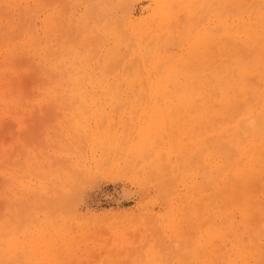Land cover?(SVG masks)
Listing matches in <instances>:
<instances>
[{
	"label": "rangeland",
	"instance_id": "1",
	"mask_svg": "<svg viewBox=\"0 0 264 264\" xmlns=\"http://www.w3.org/2000/svg\"><path fill=\"white\" fill-rule=\"evenodd\" d=\"M219 5L0 0V264H264V235L246 236L238 212L217 246L246 253L203 252L206 212L217 225L245 193L252 224L264 213L261 171L243 185L216 169L258 132L264 78L235 79L228 55L252 68L264 34L224 49ZM225 78L227 105L186 102L218 97Z\"/></svg>",
	"mask_w": 264,
	"mask_h": 264
},
{
	"label": "bare ground",
	"instance_id": "2",
	"mask_svg": "<svg viewBox=\"0 0 264 264\" xmlns=\"http://www.w3.org/2000/svg\"><path fill=\"white\" fill-rule=\"evenodd\" d=\"M218 15H219L218 26H219V29L221 31L222 45H223L224 49L230 45L232 46L234 44H237V41L235 40V37L237 35H243L244 41H241V44L244 43L245 45H248V44H254V42L258 39L255 36L256 33L264 34V0H220L219 14ZM206 33H207V31H206ZM258 36H260V35H258ZM255 59L257 60V62H254V61L251 62L252 68H247V67H245V65H248L247 62L241 63V61L238 60V58H236L235 56L228 55V60L230 62V66H233L237 72L235 79L249 77L251 74H257L259 77L264 78V61H262L258 57H256ZM260 66H262L261 70H259ZM228 82H229V80L227 78H225V81L224 80L221 81V85H220L219 90L217 92L218 97H213V96L209 95V98L198 97L195 100L190 98V97H187L186 102L189 101V103L191 104V107L193 106L192 108L194 110H197V109H199L198 108L199 104L202 101L203 111L212 108V103H219V104L227 105V103L229 102V100H228L229 97H227L225 90H227L229 87ZM237 89L238 90H244V89H247V87L245 86V84H241L240 86L237 87ZM259 96L262 100V106H261V113H260L259 123H258V132L255 134H251V135L247 136L245 131L243 132L240 130V128H238V130L236 131L237 134L239 135L242 132L243 133H242V138L239 136L235 137L236 139L233 142L234 150L236 151L237 156H238V158L235 161L234 169L232 171H230V168H229L230 166H228L227 161L224 164L216 166V169L218 170L220 176L225 177L229 173L232 176V178L239 181L243 185L245 183L250 182L252 180V178L254 177V174L256 172H258V171L264 172V138L261 137V135H260L261 128L262 129L264 128V91L260 92ZM243 102H245V101H243ZM177 116H178V114H177ZM249 122H250V120H249ZM249 122L245 123V125L248 124ZM250 124H251V122L249 123V127H250ZM223 129L224 128H221V130L218 132V134H216V133L215 134L220 136L219 138L223 139L224 146H227V145L232 146V144L230 142L231 137L226 132H224ZM224 137H225V139H224ZM223 149L225 151L227 150V148H223ZM223 149H220V151L224 152ZM205 152H206L205 156L206 155H207V157L211 156V153H212L211 149L205 148ZM220 155L223 158V161L227 160L228 156L226 154H220ZM151 163H153V162H151ZM261 172L258 175H264V173H261ZM197 188H199V187H197ZM238 191H240V190H238ZM197 194H198V192H197ZM229 201H230L229 204L227 202L228 206L224 205L222 203L223 207L220 206L217 209V217L218 218L220 217V220L217 223V225L216 224L214 225L210 222V219L207 215V212L204 214L202 234H203V241H204L203 242V245H204L203 246V252L206 255H208L210 252H214V253H216L214 256L219 255L217 258L225 257V256H228L230 254H233V255L239 257L241 255L243 256L246 253V249H245L246 247L245 246H248V247L252 246L250 244V242L248 241L249 244H247V245H244V244H242V245L239 244L240 246L231 245L229 247L230 249L229 248L228 249L227 248L221 249L218 247L219 245L220 246L223 245L225 241L229 242L228 239H232V238L235 239V234L233 232L232 225L228 220L229 214L232 212H238L239 213L240 218H241V223L244 224L243 233L246 236L264 235V213L260 211L259 215L257 217L259 219H261V221L258 222L257 224H252V219H250L251 207H250V202H249V196L247 194L242 193L238 197H232V198L230 197ZM183 208H186V207H183ZM185 224H186V222H185ZM147 226L149 227V225H147ZM194 226H192V227H194ZM177 235H178V233H177ZM225 235H229V237L224 240ZM183 236L185 238V235H182L181 237H183ZM173 238H174V236H173ZM233 241L234 240H232L228 244V246L230 244H232ZM158 242H159V240H158ZM217 244H218V246H217ZM214 245L216 247L215 250H214ZM56 251L57 250H55V252ZM62 251H64V250H62ZM152 255H155V254L152 253ZM157 256H158V254H157ZM2 263H3V261H2Z\"/></svg>",
	"mask_w": 264,
	"mask_h": 264
}]
</instances>
